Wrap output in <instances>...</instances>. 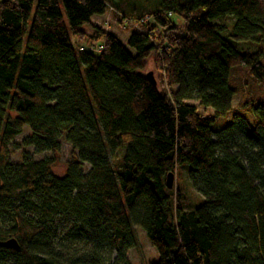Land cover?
Wrapping results in <instances>:
<instances>
[{
	"label": "trees",
	"instance_id": "1",
	"mask_svg": "<svg viewBox=\"0 0 264 264\" xmlns=\"http://www.w3.org/2000/svg\"><path fill=\"white\" fill-rule=\"evenodd\" d=\"M111 6L134 26L132 52L92 22L105 0H0V264H130L131 225L149 264H264V101L240 104L252 124L211 127L231 108V67L264 84V0ZM25 127L35 152L69 144L62 176L52 156L9 161ZM183 164L203 198L192 210L165 185Z\"/></svg>",
	"mask_w": 264,
	"mask_h": 264
},
{
	"label": "rangeland",
	"instance_id": "2",
	"mask_svg": "<svg viewBox=\"0 0 264 264\" xmlns=\"http://www.w3.org/2000/svg\"><path fill=\"white\" fill-rule=\"evenodd\" d=\"M184 2V0H179ZM107 4L106 11L99 16H94L92 22L99 25L106 31L113 33L118 40L130 51L132 50L127 46L126 41L130 34V30L134 28L132 24L122 18L119 10L117 11L111 4H117L118 8L122 10L126 16H135L141 12H146L156 8L161 0H105ZM174 20L176 16H172ZM234 20L231 17H227L226 31L222 33L223 37L229 40V42L235 46L238 50H241V45L244 41H236L233 38L228 37ZM73 42V38H71ZM229 85L234 89V95L231 101L230 110L220 115L215 119L211 125L213 130H220L227 125L233 118L234 115L239 114L247 119L252 124L254 121L253 116L249 113L247 106H240L241 103L264 101V84L256 83L251 75L248 74V70L243 66H233L229 73ZM189 103L196 104L195 101H188ZM202 110V109H201ZM204 111V110H202ZM207 110L206 113H210ZM29 130L25 127L22 133L17 136L11 145L9 146V161L12 163H19L23 153H27L28 157L33 160H39L43 157H51L52 155L48 152L38 153L33 150L32 147H27L22 144L23 138L28 136ZM215 136L213 135V138ZM60 148L54 157V164L52 166V173L57 176H62L65 171L66 161L70 158L71 148L63 138L60 140ZM189 167L186 164L181 165L177 173L173 176V185L182 187L187 194L188 198V209L192 210L202 203V196L192 188L188 178ZM55 234L61 236L64 231V224L60 220L55 223ZM132 233L135 237V245L127 251V259L130 264H149L157 259V253L147 239L145 232L135 225H131Z\"/></svg>",
	"mask_w": 264,
	"mask_h": 264
},
{
	"label": "water",
	"instance_id": "3",
	"mask_svg": "<svg viewBox=\"0 0 264 264\" xmlns=\"http://www.w3.org/2000/svg\"><path fill=\"white\" fill-rule=\"evenodd\" d=\"M148 79H150L152 82H154L153 80V77H152V74H148L147 75ZM173 173L169 172L167 175H166V178H165V185L166 187L169 189L171 188L172 186V183H173ZM3 245L5 246H8V247H12V248H16V244H15V241L14 240H8L7 242H4Z\"/></svg>",
	"mask_w": 264,
	"mask_h": 264
},
{
	"label": "built area",
	"instance_id": "4",
	"mask_svg": "<svg viewBox=\"0 0 264 264\" xmlns=\"http://www.w3.org/2000/svg\"><path fill=\"white\" fill-rule=\"evenodd\" d=\"M80 49H82V48H80ZM90 49H92V50H95V51H100L101 49H102V46H100V45H98V46H90Z\"/></svg>",
	"mask_w": 264,
	"mask_h": 264
},
{
	"label": "crops",
	"instance_id": "5",
	"mask_svg": "<svg viewBox=\"0 0 264 264\" xmlns=\"http://www.w3.org/2000/svg\"><path fill=\"white\" fill-rule=\"evenodd\" d=\"M93 17H94V16H93ZM93 17H92V18H93ZM92 18H91V20H92Z\"/></svg>",
	"mask_w": 264,
	"mask_h": 264
}]
</instances>
